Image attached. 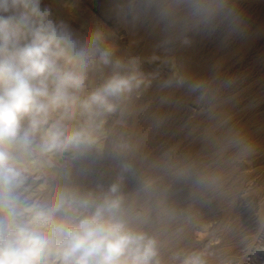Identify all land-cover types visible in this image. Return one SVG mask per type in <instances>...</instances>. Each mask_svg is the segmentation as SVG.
Wrapping results in <instances>:
<instances>
[{
	"label": "rangeland",
	"instance_id": "rangeland-1",
	"mask_svg": "<svg viewBox=\"0 0 264 264\" xmlns=\"http://www.w3.org/2000/svg\"><path fill=\"white\" fill-rule=\"evenodd\" d=\"M238 3L240 29L174 26L181 37L168 51L146 48L141 33L132 39L107 0H43L77 39L102 28L115 57L136 60L145 81L97 120L92 144L45 151L51 117L8 163L16 178L0 196L11 210L26 215L63 199L71 213L116 183L160 264L193 252L204 264H264V9ZM96 71L88 91L112 69Z\"/></svg>",
	"mask_w": 264,
	"mask_h": 264
},
{
	"label": "clouds",
	"instance_id": "clouds-1",
	"mask_svg": "<svg viewBox=\"0 0 264 264\" xmlns=\"http://www.w3.org/2000/svg\"><path fill=\"white\" fill-rule=\"evenodd\" d=\"M43 0H0V188L16 173L13 154L29 147L53 116L45 151L64 153L95 142L97 120L145 81L136 60L115 57L102 28L77 39L64 22L51 18ZM132 0L130 7H139ZM177 27L240 29L233 0H163L159 5ZM111 68L103 83L87 90L90 74ZM102 123V121H101ZM156 240L131 226L119 184L65 210L63 199L36 206L26 215L0 196V264H160ZM179 264H204L199 253L173 257Z\"/></svg>",
	"mask_w": 264,
	"mask_h": 264
},
{
	"label": "bare ground",
	"instance_id": "bare-ground-1",
	"mask_svg": "<svg viewBox=\"0 0 264 264\" xmlns=\"http://www.w3.org/2000/svg\"><path fill=\"white\" fill-rule=\"evenodd\" d=\"M107 1H109L110 4L113 6V8L116 11H118L119 13H121L123 18L126 20V22H125L126 28H128L130 36L132 39L137 38L138 34L141 33V35L143 37V41H144V42L143 41L142 42H143V44H145L146 48H150V49L158 48L161 50L171 51V49L173 47H175V44L178 42V41L176 42V40H178L177 38L181 37V30L180 31L179 30H173L172 27H174V26L168 22L167 18L163 14L162 9L159 8V5H161L163 3V0H137V3H139L140 6L136 7V8L130 7L132 0H107ZM238 1H239V3H240V1H245L246 3L244 5L248 4L250 7L252 4H254L253 7L258 6L262 9H264V0H233V2L235 4L238 3ZM128 11H129V13H128ZM247 16H248V14H247ZM146 17H149L152 19L150 24L146 25V23L140 22L142 19H145ZM179 40H180V38H179ZM177 45H178V43H177ZM176 58H174V59H176ZM167 59H169V57ZM96 72H98V71H96ZM95 81H96V86L99 87L103 83L104 78L102 77L101 74L97 73ZM99 143H101V141ZM70 157L72 158L73 156H70ZM10 197H11V195H10ZM53 205H56V204H54V203L51 204V206H53ZM244 247H246V246H244Z\"/></svg>",
	"mask_w": 264,
	"mask_h": 264
}]
</instances>
